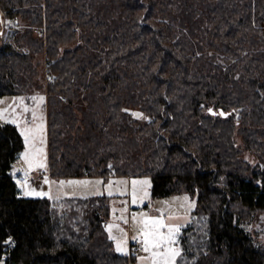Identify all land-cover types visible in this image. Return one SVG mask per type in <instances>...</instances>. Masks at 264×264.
<instances>
[{
    "label": "trees",
    "instance_id": "trees-1",
    "mask_svg": "<svg viewBox=\"0 0 264 264\" xmlns=\"http://www.w3.org/2000/svg\"><path fill=\"white\" fill-rule=\"evenodd\" d=\"M0 6L25 21L0 42V97L46 86L52 177L150 175L154 197L197 199L178 264H264V245L240 224L264 210V166L243 156L264 161V0ZM24 146L0 120V259L131 264L106 228L111 195L20 194L12 168Z\"/></svg>",
    "mask_w": 264,
    "mask_h": 264
},
{
    "label": "rangeland",
    "instance_id": "rangeland-1",
    "mask_svg": "<svg viewBox=\"0 0 264 264\" xmlns=\"http://www.w3.org/2000/svg\"><path fill=\"white\" fill-rule=\"evenodd\" d=\"M25 26V21L22 17L9 18L5 16L0 19V42L15 41V35L18 31L22 30ZM45 28V27H43ZM46 29V28H45ZM25 50H27L25 48ZM41 70H44V55H38L35 59ZM39 61V62H38ZM45 78H40V82L45 83ZM32 97H43V102L40 103L38 99L32 100ZM23 100V105L31 110H35L38 117L42 119L32 120L31 111L28 113L22 112L23 105H19L20 100ZM15 102V103H14ZM11 105V107H9ZM19 105V106H18ZM8 109L4 113L1 121L11 120L15 117H22L19 120L20 128L26 126L34 127L36 124H43V139L44 143L41 144L39 139L36 141V147H42L43 153L38 155H30L29 160L31 167L21 157L27 150V146L19 153L17 160L14 162L12 174L16 180L20 194L25 196V191L35 190L36 192L46 193L53 200L59 202L61 199L69 196H82L89 197L94 195H109L112 193L110 201L111 211L106 220V228L113 225L111 231L108 230L110 237H114V246L117 250V243L119 242L124 251H118L125 255H133L134 260L131 264H151L150 254L146 252H131V245L135 237H140L139 229L142 227L140 221L147 218H163L166 225H175L180 227V231L176 237L178 243L173 247H178L182 252L180 244V234L182 228L187 225L193 218V212L197 205L196 196L190 192L184 191L181 193H174L164 197H154L152 194L153 181L150 175L135 174V175H117L111 176L108 179L99 176L91 177H52L49 173V132H48V108H47V89L44 86L41 89L34 87L31 91L25 94H5L0 97V110ZM13 109L15 112H13ZM134 113H140L144 117L143 112L135 109ZM27 121V124L25 123ZM237 143L243 144L242 137L237 135ZM246 159L253 164H261L264 166V161L258 154L250 150H244ZM40 163L45 165L44 168L38 167ZM30 170L42 173L47 178L43 181H38L36 184L32 183L29 179L28 172ZM148 181V184L137 183L135 185L136 202L133 203V184L132 181ZM69 181H84L89 183H69ZM101 181V183H96ZM63 182V183H61ZM43 184V186H42ZM147 193V195H145ZM29 196H37L35 194ZM187 198V199H186ZM125 209H127L125 211ZM127 220V223H125ZM240 224L245 227L251 235L255 238L256 242L264 245V210L253 213L250 218L240 220ZM165 233L167 229H163ZM142 239V237H140ZM145 259H141V258ZM0 264H6L5 258L0 259ZM178 264V257L176 260Z\"/></svg>",
    "mask_w": 264,
    "mask_h": 264
},
{
    "label": "snow or ice",
    "instance_id": "snow-or-ice-1",
    "mask_svg": "<svg viewBox=\"0 0 264 264\" xmlns=\"http://www.w3.org/2000/svg\"><path fill=\"white\" fill-rule=\"evenodd\" d=\"M32 100L38 101L40 103L43 102V97H32ZM15 103V102H14ZM19 105H23V100L21 99L19 102ZM18 105V106H19ZM11 107V105L9 106ZM8 109L0 110V118L3 117L4 113H6ZM31 111L32 120H38L42 119L41 117H38L35 110H31L27 107V105H23L22 112L28 113ZM211 111V110H209ZM13 112L15 110L13 109ZM215 114V113H214ZM220 115H224V113H219ZM133 116H135L137 119L144 118L142 114L140 113H132ZM22 117H15L11 120H6V123L14 124L17 128H20L19 120ZM25 123L27 124V121L25 120ZM43 124L39 123L36 124L34 127L32 126H26L23 129H20V135L24 138V143L27 146V150L21 157L25 160L26 163L29 164V167H31V162L29 160L30 155H38L40 153H43L42 147H36V141L39 139V142L41 144L44 143L43 139ZM38 167L44 168L45 165L43 163H40ZM47 178H45V183H47ZM63 183V182H61ZM69 183H89L84 181H69ZM96 183H101V181H97ZM137 183L140 184H148V181H132V184L134 186L132 196H133V203L136 202V193H135V185ZM25 196L29 195H37V196H43L47 195L46 193L36 192L35 190L32 191H25L23 193ZM109 195H112L111 192H109ZM147 195V193H145ZM187 199V198H186ZM127 209H125L126 211ZM125 223H127V220H125ZM140 224L142 227L139 229V235L142 237L141 243H142V249L144 252L150 254L151 264H176L177 257L181 256V251L178 247H173V245L177 244L178 241L176 239L180 227L175 225H166L163 222V218H147L142 219L140 221ZM113 225L108 226V230L111 231V228ZM167 229V232L165 233L162 231L163 229ZM112 239H115L114 237H111ZM117 251H124L121 244L117 243ZM142 260L145 258H141Z\"/></svg>",
    "mask_w": 264,
    "mask_h": 264
},
{
    "label": "built area",
    "instance_id": "built-area-1",
    "mask_svg": "<svg viewBox=\"0 0 264 264\" xmlns=\"http://www.w3.org/2000/svg\"><path fill=\"white\" fill-rule=\"evenodd\" d=\"M36 31H40L41 29L39 27L35 28ZM29 174V179L32 183L36 184V182L38 181H43L45 179V176L40 173V172H37V171H33V170H30L28 172ZM141 238L140 237H135L132 245H131V252H143V249H142V243H141Z\"/></svg>",
    "mask_w": 264,
    "mask_h": 264
},
{
    "label": "water",
    "instance_id": "water-1",
    "mask_svg": "<svg viewBox=\"0 0 264 264\" xmlns=\"http://www.w3.org/2000/svg\"><path fill=\"white\" fill-rule=\"evenodd\" d=\"M4 17H5V16H4V13H3L2 8H1V6H0V19L2 20ZM210 110H211V112H213V113H224L223 116H227V115H228V112H224L222 109H219V110L217 111V110H215L213 107H211Z\"/></svg>",
    "mask_w": 264,
    "mask_h": 264
},
{
    "label": "crops",
    "instance_id": "crops-1",
    "mask_svg": "<svg viewBox=\"0 0 264 264\" xmlns=\"http://www.w3.org/2000/svg\"><path fill=\"white\" fill-rule=\"evenodd\" d=\"M77 177H91V176H77ZM100 177V176H99ZM42 186H43V184H42Z\"/></svg>",
    "mask_w": 264,
    "mask_h": 264
}]
</instances>
